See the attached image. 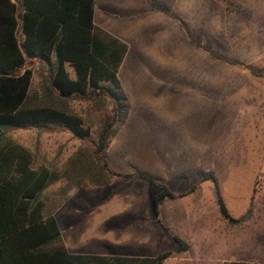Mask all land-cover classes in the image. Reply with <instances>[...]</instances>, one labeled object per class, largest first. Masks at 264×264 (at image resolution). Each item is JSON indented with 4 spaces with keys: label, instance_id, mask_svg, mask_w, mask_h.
<instances>
[{
    "label": "crops",
    "instance_id": "0c3cea01",
    "mask_svg": "<svg viewBox=\"0 0 264 264\" xmlns=\"http://www.w3.org/2000/svg\"><path fill=\"white\" fill-rule=\"evenodd\" d=\"M233 7L254 8V15L260 16L264 0H95V25L128 45L118 75L131 109L110 142L108 158L114 172L132 175L70 191L54 215L71 253L145 258L170 251L165 264H264V209L250 206L255 165L251 164L246 192L227 196V185L220 186L205 158L213 143L212 130L199 127L213 119V88L236 85L224 96L236 112L244 92L225 79L222 65L214 67L210 60L203 84L211 116L203 123L197 109L202 94L190 82L183 87L175 77L189 70L191 53H205L193 42L202 28L205 35L200 39L223 37L221 24L237 15ZM239 115L235 117L240 125ZM136 171L175 194L197 187L183 196L161 199L157 216L154 200L160 189ZM206 175L216 179L233 220L222 214L215 183L203 180ZM233 183L238 186V181ZM83 189L91 195L111 192L84 214L68 209L71 193ZM176 236L187 249L179 250Z\"/></svg>",
    "mask_w": 264,
    "mask_h": 264
},
{
    "label": "trees",
    "instance_id": "16d2710c",
    "mask_svg": "<svg viewBox=\"0 0 264 264\" xmlns=\"http://www.w3.org/2000/svg\"><path fill=\"white\" fill-rule=\"evenodd\" d=\"M95 0H0V264H165L172 252L156 257L99 256L71 253L54 212L71 190L104 186L116 177L108 148L126 123L131 104L122 90L119 69L128 45L94 23ZM40 91L33 92L35 75ZM106 111L92 139L87 119L70 106L72 100ZM65 127L88 144L69 157L63 170L35 166L34 154L13 141L8 129ZM160 189L154 200L183 196L136 171ZM222 214L233 220L213 176ZM64 182L60 202L47 211L45 192ZM179 250L188 245L175 237ZM247 264V263H240Z\"/></svg>",
    "mask_w": 264,
    "mask_h": 264
},
{
    "label": "rangeland",
    "instance_id": "374dc122",
    "mask_svg": "<svg viewBox=\"0 0 264 264\" xmlns=\"http://www.w3.org/2000/svg\"><path fill=\"white\" fill-rule=\"evenodd\" d=\"M230 10L236 11L237 15L234 17L230 15L227 22L221 24L223 37L213 40L200 39L205 35L201 34L204 33L202 28L193 42L197 43L198 51H203L207 55L201 53L193 57L191 53L188 58L189 70L176 72L175 77L180 79L183 87L184 83L190 82L196 93L202 94V105L198 104L197 109L203 123L211 116L210 110L205 107L206 88L203 84L206 79V66L210 64V60L213 61L214 67L222 65L225 69L223 72L225 79L234 85L237 84L239 86L237 89L244 92V95L239 94L243 95L239 101L241 103L234 99L239 110L237 112L234 110L236 113H233L232 106L225 102L224 96L227 92L236 90V85L229 88H213V119L211 124L207 121L206 126L199 124V127L212 130L213 143L207 150L205 158L220 186L227 185L225 194L227 196L236 194L240 197L243 195L242 192L248 187L254 169L251 164H254L255 181L252 196L254 198L251 199L250 206L264 209V9H260V16L254 15V8L233 7ZM40 81V76L36 74L32 85L33 92L40 91ZM70 106L77 114L87 119L92 128V139H95L106 111H96L91 103L78 99L72 100ZM238 112L243 118L240 125V119L235 117ZM7 135L31 150L35 166L46 164L59 171L63 170L69 157L79 146L88 144V141H83L71 130L60 126L50 129H8ZM230 163L234 169L230 167ZM233 181H238V186ZM63 184L61 181L55 182L46 190L48 212L55 210L60 202L61 197L57 193ZM101 191L103 192H99L98 195L89 194L91 192L89 189H83L79 194L72 192L73 197L67 202L66 207L81 209L84 214L97 204L100 196H106L111 192L110 189Z\"/></svg>",
    "mask_w": 264,
    "mask_h": 264
}]
</instances>
